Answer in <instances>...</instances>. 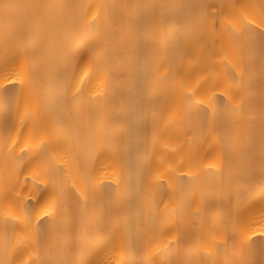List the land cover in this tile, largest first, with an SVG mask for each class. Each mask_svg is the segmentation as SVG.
Listing matches in <instances>:
<instances>
[{"label":"bare ground","instance_id":"obj_1","mask_svg":"<svg viewBox=\"0 0 264 264\" xmlns=\"http://www.w3.org/2000/svg\"><path fill=\"white\" fill-rule=\"evenodd\" d=\"M0 264H264V0H0Z\"/></svg>","mask_w":264,"mask_h":264}]
</instances>
